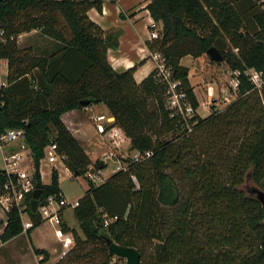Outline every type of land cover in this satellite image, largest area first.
Masks as SVG:
<instances>
[{
	"label": "trees",
	"instance_id": "obj_1",
	"mask_svg": "<svg viewBox=\"0 0 264 264\" xmlns=\"http://www.w3.org/2000/svg\"><path fill=\"white\" fill-rule=\"evenodd\" d=\"M104 2L0 0V60L9 67L0 87V137L25 131L35 190L43 192L40 205L64 196L57 170L50 184L43 183L41 162L51 144L74 178L94 173L95 166L103 170L62 120L85 110L83 101L105 106L111 126L123 131L135 153L103 183L87 179L89 188L74 208L80 232L63 218L62 229L75 241L67 263L101 254V264H111L108 237L136 249L145 264H264V205L242 188L250 173L256 185L264 184V0H150L146 9L161 30L147 46L166 60L177 94L185 95L184 112L171 107L170 85L157 69L140 84L137 66L113 69L108 52L117 49L118 38L89 17L93 9L102 13ZM32 32L48 45L21 48L19 38ZM212 48L227 59L238 86L223 111L212 106L203 118L190 69L181 61ZM251 71L261 75L260 87ZM11 178L17 181L0 167V200ZM33 194L24 203L34 223L29 237L44 224L31 210ZM23 234L14 207L1 242ZM34 252L42 264L50 262L47 250Z\"/></svg>",
	"mask_w": 264,
	"mask_h": 264
},
{
	"label": "rangeland",
	"instance_id": "obj_2",
	"mask_svg": "<svg viewBox=\"0 0 264 264\" xmlns=\"http://www.w3.org/2000/svg\"><path fill=\"white\" fill-rule=\"evenodd\" d=\"M158 27L159 30H161V25H159ZM226 61L227 59H225V61L222 63H214L211 61L208 55H205L199 59L186 57L183 61V65L188 66L190 69V79L196 89L195 93L201 106L204 107V104L209 106L208 110H199V114L203 118L210 116L212 112V106L223 111L226 106L230 104L235 98V74L230 70ZM209 87L214 89V101L212 102V104L209 103V99L207 97V90ZM89 108H85V110H89ZM124 137V142L120 144V147L122 149L114 150L115 154H117V157L107 159V165L100 172H98V169H96L95 166L94 173L92 172L93 179L89 178L87 176L88 174L85 177L74 178L73 174L71 176L64 169L61 160L53 164L49 162L46 155V158L41 162L45 183L50 184L53 170L58 171V169H60L61 174L59 177V182L64 196L72 202L82 198L84 196V193L89 188L87 179H90L91 181L93 180V182L96 184H101L104 182V180L108 179L113 173L117 171L118 166L122 165V155H124L125 157L129 155H135V153H130L128 139L126 138L125 134ZM107 139L110 140L108 136ZM110 141L104 144V153H108L110 150V145H114V143ZM21 143L23 144V140H19L15 144ZM101 143L102 142L96 143V149L97 147L99 149L100 145H103ZM10 145H2V148L0 147L1 168L5 167L4 155L6 154L7 146L9 147ZM100 151L103 152V149ZM120 151H122V155H119ZM25 154L28 155V160L27 162H25L22 169L27 171L29 175H33L35 168L32 153L29 149H27L25 151ZM104 157H96L97 159L94 161L95 163L93 162V164H101L102 161H105ZM242 188L247 195L252 196L256 199H258V191L264 193V184L262 186L256 185L253 182L252 173L249 174ZM6 219V215H3V212L0 210V231L3 230ZM65 219L67 222L66 224H69L71 227H77V231L80 232L79 223L77 222V219L75 217L73 207L65 210ZM26 220H28V217L26 218ZM56 228L57 227H55L51 222L46 221L41 227L35 229L32 232L31 237L33 239H31L27 235V233H24L23 235L10 241L9 243L3 244L2 246H0V264H42V259L37 257L34 252L35 247L44 248L50 253L51 260L47 264H69L67 263V258L66 254L64 253L63 246L55 236ZM90 250L91 248H89V251ZM112 257L113 259L111 264H126L125 259L115 256ZM102 261V255L95 254L90 258L80 261L78 264H101ZM141 264H145V261L141 260Z\"/></svg>",
	"mask_w": 264,
	"mask_h": 264
},
{
	"label": "crops",
	"instance_id": "obj_3",
	"mask_svg": "<svg viewBox=\"0 0 264 264\" xmlns=\"http://www.w3.org/2000/svg\"><path fill=\"white\" fill-rule=\"evenodd\" d=\"M149 3L150 0H105L102 13L95 9L89 12L91 20L98 24L107 35L110 34L118 38L117 49H110L108 52V59L113 69L122 73L137 66L138 68L135 73V80L138 84L145 80L157 67L156 62L152 58V53L147 46L150 33L149 27L154 22L150 12L146 9ZM44 44L48 45L45 39L39 35L38 32L24 34L19 38V45L21 48L32 47L40 49ZM184 59L181 61L182 65ZM8 72V62L0 60V87L6 85ZM92 114L111 118L109 111L105 106L94 105L90 107L89 110L69 112L62 117V120L73 136L80 142L90 159L94 162L97 159L96 157L100 156L101 158V156L104 157L107 154V152L104 153V144L108 143L109 139H107V136L101 135L98 132L97 124L91 120ZM109 120L111 124H107L106 122L102 123L106 129H108L114 121L113 117ZM100 142H102L101 144L103 145H100L99 149L98 147L96 149V143ZM128 143L130 148L129 140ZM21 145L22 143L13 144L9 147L7 146L6 154L3 153L5 154L4 157L13 152L21 151ZM102 149L103 152L100 151ZM2 169H5V167ZM64 169L72 176V173L65 166ZM58 171L60 176V169H58ZM41 174L43 183L46 184L44 181L42 165ZM0 210L3 212V215L5 214L7 217V214L2 210V208H0ZM63 218L64 222H66L65 212L63 213ZM67 225L70 226L69 224ZM70 228L77 230V227L75 226H70ZM31 236L30 238L33 239ZM35 248L44 249L39 247Z\"/></svg>",
	"mask_w": 264,
	"mask_h": 264
},
{
	"label": "built area",
	"instance_id": "obj_4",
	"mask_svg": "<svg viewBox=\"0 0 264 264\" xmlns=\"http://www.w3.org/2000/svg\"><path fill=\"white\" fill-rule=\"evenodd\" d=\"M151 25H153L154 31H150L149 40L153 41L159 38V32L155 22H153ZM152 58L157 64L156 69L158 70V74L164 79V81H167L170 85L168 95H169L171 107L178 108L179 111L184 112L181 106V100L185 98V95L177 94L176 92L177 84L171 82V73L167 68L166 60L160 53H152ZM249 74L251 75L252 81L258 87H260L262 82L261 75L255 71H251ZM237 86H238V81L235 79L234 88L236 89ZM213 96H214V89L209 87L207 90V97L209 99V103L211 104L214 101ZM200 109L208 110L209 106L204 104V107H202L200 104V108L198 109V112ZM185 112L187 114H192L193 109L191 107H186ZM111 118H107L106 116L95 115V114H92L91 116V120L95 124H97L98 132L101 135L108 136V138H110V140L114 143V145H110L109 147L110 150L104 157L105 161L109 158L117 157V154H115L114 150H121L122 148L120 147V144L123 143L125 140L123 131L120 128L111 126L108 129H106L102 124L105 122L107 124H111L109 120ZM25 136L26 135L24 130H10L5 135L0 137V147L2 148V145L15 144L19 140H23L24 142ZM27 149L28 148L26 144L23 143L21 145V151L13 152L4 157L5 169L3 170H5L8 175L17 176V181L13 180L12 178L10 179L9 183L5 187L6 192L1 197L0 200V208H2V210L6 214L10 212L14 207H17L19 209L23 223L24 233H27V231L34 226V223L29 218V215L25 212L26 208L24 203L27 195L34 193L36 191L32 175H29L27 171L22 169L23 165L28 160V155L25 154V151ZM121 153L122 151H120L119 155H122ZM46 155L50 163L54 164L55 162L61 160L60 156L58 155V147L56 144H51L49 147H47ZM122 157L124 158L125 156L122 155ZM121 166L122 165L118 166L117 170L121 169ZM92 175H93L92 172H89L87 176L93 179ZM78 206H79V200H76L74 202H69L65 198V196H63L60 200H58L54 196H51L50 198H48V200L44 205L39 204V208L37 211L42 222L49 221L55 227H57L55 236L62 244L65 254H67L73 248L75 241L73 235L65 233L64 230L62 229V225H63L62 211L65 208H70V207L76 208ZM27 217L28 220H26ZM110 223L111 220H106V226H108ZM2 245L3 244L1 242V231H0V246Z\"/></svg>",
	"mask_w": 264,
	"mask_h": 264
},
{
	"label": "water",
	"instance_id": "obj_5",
	"mask_svg": "<svg viewBox=\"0 0 264 264\" xmlns=\"http://www.w3.org/2000/svg\"><path fill=\"white\" fill-rule=\"evenodd\" d=\"M207 55L210 57L211 61L214 63H222L225 61V57L216 49L212 48L209 50ZM91 104L90 100L83 101L81 106L85 109ZM107 165L106 161H102L100 164V169H104ZM42 191L37 190L33 194V199L31 201V210L34 214L37 213L40 198L42 196ZM258 200H260L264 205V193L258 191ZM107 246L109 248V253L111 256L122 258L126 260V264H141L142 256L141 254L133 248H124L116 243H114L110 238H106Z\"/></svg>",
	"mask_w": 264,
	"mask_h": 264
}]
</instances>
